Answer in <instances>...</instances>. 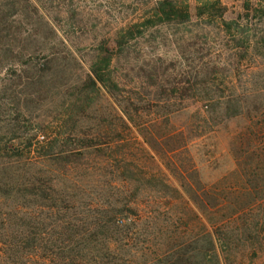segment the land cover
<instances>
[{
	"label": "rangeland",
	"instance_id": "rangeland-1",
	"mask_svg": "<svg viewBox=\"0 0 264 264\" xmlns=\"http://www.w3.org/2000/svg\"><path fill=\"white\" fill-rule=\"evenodd\" d=\"M159 1L0 0V239L72 223L105 264H206L213 231L222 264H264V0ZM192 187L253 201L256 250L207 224ZM116 210L132 222L109 252Z\"/></svg>",
	"mask_w": 264,
	"mask_h": 264
},
{
	"label": "trees",
	"instance_id": "trees-1",
	"mask_svg": "<svg viewBox=\"0 0 264 264\" xmlns=\"http://www.w3.org/2000/svg\"><path fill=\"white\" fill-rule=\"evenodd\" d=\"M158 6L161 8V12H165L166 15H169L167 12L169 8H171V10L174 8L173 4L168 0L159 1ZM110 62L111 60L108 61V65H110ZM92 72L95 78L92 79L94 83L97 81L111 90L100 69H96L95 67ZM136 102L137 101L132 97H127L123 107L128 119L133 123L135 122L134 112L137 116H140V109L136 106ZM208 114L210 115V111L202 108L200 115L203 116V121L207 120ZM153 121L154 126L158 128L159 119H154ZM185 134L184 130H179L173 131L169 135L171 141L174 143L178 144L180 142L179 144H181L182 142V145H176L177 147L172 151L175 157L181 152L182 148L187 149V143L183 144V140L186 139ZM200 136H203V134L199 135V137ZM258 160L263 162L264 153L259 155ZM36 181L24 182L22 186L27 188H25V190H29L28 187L31 186L32 189H35L32 194L41 197L44 190L37 185ZM37 182H39V180ZM230 190L232 189L213 190V188L207 187L198 192L192 187V189H187V191H185V196H187L188 199L194 203L195 207L200 210L202 219H204L207 224L217 227L221 232H225V235L228 233L234 234L231 237H227L231 244L236 241H243L247 244L245 245L247 250H256L255 246L257 245L253 242L254 240H252V237L259 227L257 224L256 226L254 224V216L251 217L247 213L252 209L253 201L244 200L241 201L243 203L240 204L238 196L237 199H232L234 192H228ZM245 196L248 197L249 195L246 194ZM130 210L131 209H129V211ZM192 211L194 210L192 209ZM140 212L141 214H136L137 217L141 219L147 218L150 221L156 220V217L150 213L146 211L142 213V209ZM106 218L107 219L98 226L101 227L102 230L105 229L107 233H103V235H101L103 238L97 241L106 242V247L109 252H115V244L127 237L128 232L126 229L128 230L127 226L132 220L128 215L124 216L123 210H116ZM261 225L263 226V223ZM11 227V224L8 226V224L3 221L0 228H2L1 230L3 231L5 230L4 232H8ZM44 227L45 226H34L33 229H35L36 232H33L29 226L21 225L17 227L15 236L2 237L0 239V264H105L102 262L101 257L96 255L97 253L92 252L89 240L81 233V230L80 232L75 230L74 224H64L63 222L56 225L54 224L53 228H55V231L58 230L57 234L59 235L55 240L46 239L43 236L46 234L45 230H47ZM205 235L210 247L205 257L206 264H212V260L216 261L214 264H222L218 254V242L219 244L222 242L221 237L216 236L213 231H207ZM79 236H81V238ZM86 242H88V245ZM226 244H228V242ZM91 253L95 255L90 257Z\"/></svg>",
	"mask_w": 264,
	"mask_h": 264
}]
</instances>
